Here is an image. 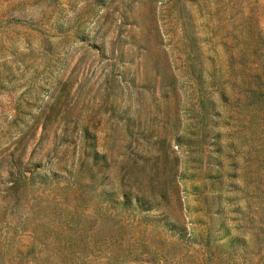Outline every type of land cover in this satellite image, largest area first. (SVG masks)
<instances>
[{"label":"rangeland","instance_id":"374dc122","mask_svg":"<svg viewBox=\"0 0 264 264\" xmlns=\"http://www.w3.org/2000/svg\"><path fill=\"white\" fill-rule=\"evenodd\" d=\"M0 264H264V0H0Z\"/></svg>","mask_w":264,"mask_h":264}]
</instances>
